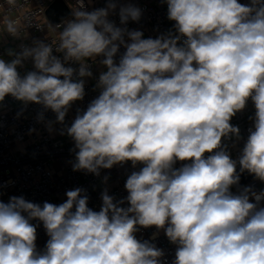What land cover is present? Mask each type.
<instances>
[{
	"label": "clouds",
	"instance_id": "1",
	"mask_svg": "<svg viewBox=\"0 0 264 264\" xmlns=\"http://www.w3.org/2000/svg\"><path fill=\"white\" fill-rule=\"evenodd\" d=\"M78 3L57 25L55 47L37 39L0 58V102L40 105L64 124L85 97L88 61L102 57L98 96L61 133L74 142L72 169L142 167L128 175L124 199L104 189L99 211L81 188L59 205L0 199V264H162L164 251L136 236L152 227L176 246L171 264H264V189L240 186L245 172L264 182V0H161L174 25L156 38L126 27L142 15L132 3L92 11ZM6 29L20 38L14 21ZM29 59L34 70L21 75ZM249 101L253 124L233 159L224 141L241 139L231 120ZM34 220L48 237L43 250Z\"/></svg>",
	"mask_w": 264,
	"mask_h": 264
},
{
	"label": "built area",
	"instance_id": "2",
	"mask_svg": "<svg viewBox=\"0 0 264 264\" xmlns=\"http://www.w3.org/2000/svg\"><path fill=\"white\" fill-rule=\"evenodd\" d=\"M55 0H16L14 6L9 5L7 0H0V58L10 61L14 57L8 55V51H21V45H31L33 40H43L45 43H52L55 47L59 43V33L62 28L57 26L62 21L72 19V10L79 7L78 0H60L71 14L66 18L52 24L47 18L46 11ZM241 3H248V0H239ZM121 4L132 3L139 7L142 15L139 21L129 20L126 27L130 30L143 32L144 38H156L161 34L173 29L174 22L167 18V5L161 0H120ZM86 10L103 8L107 6V0H84ZM118 13V10H117ZM117 13L110 14L109 19L120 25ZM12 20L19 28L15 38L7 33V21ZM125 51L123 46L117 54ZM54 55L61 56V53ZM102 57L96 61H88L93 76L85 78V97L82 101L75 102L69 110L64 124L55 122L53 112L44 111L42 106L37 104L24 105L11 96H6L0 102V199L5 203L11 196H23L26 200L43 204L45 201L59 205L67 197L68 190L81 188L89 197L88 206L99 211L102 200L101 193L107 188L109 195L116 201L124 199L128 193L124 187L128 175L132 171L139 170L142 165L133 168L131 162L116 165L111 169H101L100 176L84 171H73L72 163L75 161L74 142L67 136L61 134L65 126H70L77 114V110H86L87 105L99 94L95 87L99 74L105 68L99 63ZM70 66L78 68V64ZM34 70L31 59L24 61L23 66L18 68L21 75ZM44 111V121H39V114ZM255 113L251 101L246 108L238 112L231 120V123L240 128L241 139L235 138L225 140L228 150L233 159H238L244 142L249 134L248 129L252 127ZM19 114V115H18ZM53 121L52 129L49 131L47 122ZM34 129V131H30ZM184 162H177L175 167H181ZM239 170V167L238 169ZM108 180L105 182L104 177ZM246 173L241 174L240 186L251 185L255 190L264 189V182L257 180L253 175L246 180ZM233 192L237 189L234 187ZM264 203V202H262ZM127 204L125 203V205ZM37 225V248L43 250L48 239L42 223L32 221ZM156 238L153 239V234ZM136 236L141 240H150L162 249L165 256L162 264H171L175 258L176 246L171 244L163 230L157 233L155 227L141 228Z\"/></svg>",
	"mask_w": 264,
	"mask_h": 264
},
{
	"label": "water",
	"instance_id": "3",
	"mask_svg": "<svg viewBox=\"0 0 264 264\" xmlns=\"http://www.w3.org/2000/svg\"><path fill=\"white\" fill-rule=\"evenodd\" d=\"M60 9V13H58V18L56 19V21L53 19L52 15ZM47 14V18L49 19V21L52 24H55L59 21H62L66 18H71V14L70 12L67 10V8L64 6V4L60 1V0H55L47 9L46 11ZM55 21V22H54ZM247 177L246 180H249L251 178V174H248L247 172H245ZM244 181L240 182L243 183Z\"/></svg>",
	"mask_w": 264,
	"mask_h": 264
},
{
	"label": "rangeland",
	"instance_id": "4",
	"mask_svg": "<svg viewBox=\"0 0 264 264\" xmlns=\"http://www.w3.org/2000/svg\"><path fill=\"white\" fill-rule=\"evenodd\" d=\"M59 11H60V9L57 10V11L52 15V17H53V19H54L55 21H56V19L58 18V15H59L58 13H60ZM57 14H58V15H57ZM55 21H54V22H55Z\"/></svg>",
	"mask_w": 264,
	"mask_h": 264
}]
</instances>
